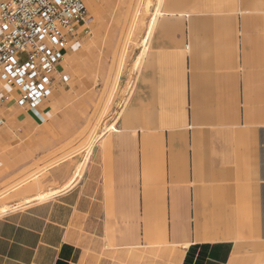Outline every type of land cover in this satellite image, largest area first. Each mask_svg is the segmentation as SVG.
<instances>
[{"label": "crops", "instance_id": "1", "mask_svg": "<svg viewBox=\"0 0 264 264\" xmlns=\"http://www.w3.org/2000/svg\"><path fill=\"white\" fill-rule=\"evenodd\" d=\"M141 29L112 130L0 208L39 201L0 214V264H264V0H161ZM88 36L58 73L69 52L76 72L96 69ZM17 108L0 109V183L6 124L33 109Z\"/></svg>", "mask_w": 264, "mask_h": 264}, {"label": "rangeland", "instance_id": "2", "mask_svg": "<svg viewBox=\"0 0 264 264\" xmlns=\"http://www.w3.org/2000/svg\"><path fill=\"white\" fill-rule=\"evenodd\" d=\"M160 6L161 0H89V22L82 25L79 32L89 35L88 43L101 49L103 57L95 70L88 67L81 73L75 71L74 55L69 52L63 61L69 75L66 85L57 87L41 108L26 110L32 112L28 123H11L10 127L6 124L5 128L11 132L6 144L12 152L3 168L0 208L41 195L42 175L48 166L58 159L79 154L86 156L89 147L112 130L130 88L128 80L132 81L137 67V31L149 26L151 18L154 20L159 15ZM100 32L105 38L95 39ZM123 73L126 76L124 87ZM21 109L16 110L25 112ZM80 146L86 151H77L79 148L76 147ZM58 149L64 151L59 153ZM54 154L60 157H53ZM74 167V173L78 172L80 162ZM36 202L39 201L24 203L8 211Z\"/></svg>", "mask_w": 264, "mask_h": 264}, {"label": "built area", "instance_id": "3", "mask_svg": "<svg viewBox=\"0 0 264 264\" xmlns=\"http://www.w3.org/2000/svg\"><path fill=\"white\" fill-rule=\"evenodd\" d=\"M88 1L0 0V109L38 107L68 81L57 64L89 22Z\"/></svg>", "mask_w": 264, "mask_h": 264}, {"label": "bare ground", "instance_id": "4", "mask_svg": "<svg viewBox=\"0 0 264 264\" xmlns=\"http://www.w3.org/2000/svg\"><path fill=\"white\" fill-rule=\"evenodd\" d=\"M89 2V1H88ZM88 4V3H87Z\"/></svg>", "mask_w": 264, "mask_h": 264}]
</instances>
